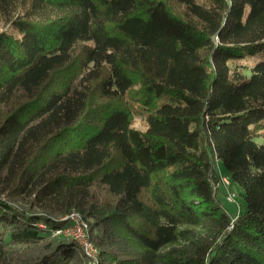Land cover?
<instances>
[{
    "label": "trees",
    "instance_id": "trees-1",
    "mask_svg": "<svg viewBox=\"0 0 264 264\" xmlns=\"http://www.w3.org/2000/svg\"><path fill=\"white\" fill-rule=\"evenodd\" d=\"M0 264H264V0H0Z\"/></svg>",
    "mask_w": 264,
    "mask_h": 264
},
{
    "label": "built area",
    "instance_id": "built-area-1",
    "mask_svg": "<svg viewBox=\"0 0 264 264\" xmlns=\"http://www.w3.org/2000/svg\"><path fill=\"white\" fill-rule=\"evenodd\" d=\"M225 185H229L228 177H221V180ZM220 180V182H221ZM234 194H230L227 199L232 201L234 199ZM69 219V224L55 229L52 232L53 236L60 235L71 238L75 241L79 247L83 250L85 256L93 262H96V258L98 255L97 249L93 245V243L88 238V221L85 220L79 213L73 212L72 214L62 218ZM44 228L43 225H40Z\"/></svg>",
    "mask_w": 264,
    "mask_h": 264
},
{
    "label": "rangeland",
    "instance_id": "rangeland-1",
    "mask_svg": "<svg viewBox=\"0 0 264 264\" xmlns=\"http://www.w3.org/2000/svg\"><path fill=\"white\" fill-rule=\"evenodd\" d=\"M218 171L222 177H228V173L221 163L218 164ZM217 186L219 187V199L229 214L234 215L245 209L246 201L243 197V188L239 184L232 182L227 186L222 179ZM232 193L235 195L234 199L229 201L227 197Z\"/></svg>",
    "mask_w": 264,
    "mask_h": 264
}]
</instances>
